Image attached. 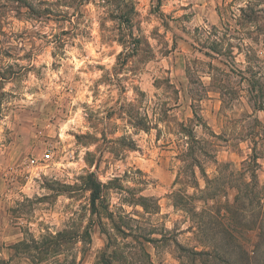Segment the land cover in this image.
Listing matches in <instances>:
<instances>
[{"label":"rangeland","instance_id":"1","mask_svg":"<svg viewBox=\"0 0 264 264\" xmlns=\"http://www.w3.org/2000/svg\"><path fill=\"white\" fill-rule=\"evenodd\" d=\"M190 137L211 143L197 153L208 178L235 184L219 164L255 153L264 187V0H0V264H191L173 241L140 235L193 245L180 208L203 205L172 196L195 192L182 170ZM88 174L105 184L101 221ZM63 230L40 262L14 247Z\"/></svg>","mask_w":264,"mask_h":264},{"label":"trees","instance_id":"2","mask_svg":"<svg viewBox=\"0 0 264 264\" xmlns=\"http://www.w3.org/2000/svg\"><path fill=\"white\" fill-rule=\"evenodd\" d=\"M159 1L157 0L158 3ZM215 52L218 53V51ZM191 72L189 68L186 69L189 81ZM192 111L194 115H197L193 107ZM211 148V143L206 140H196L192 137L190 142L186 141L185 148L181 150V154L186 157L183 159L184 166L182 170L191 174L189 183H193L195 192L192 195H188L186 189L183 188L184 190L179 189L174 191L173 195L171 194L173 198L174 196H179L180 198V202L178 200L173 202V206L176 208H180L178 206L186 207L189 203L187 202L189 198L196 202H201L203 205L199 211L196 210L194 205L191 206V210L189 208H180L191 214L189 218L190 224L185 231H190L195 235L193 245L189 248L180 244L171 236V233H166L167 230L165 233L151 231L140 235L142 240L148 243L162 242L164 240L173 241L182 251H187L188 257L191 258V264H235L233 262L230 263L229 258L232 257L236 259L234 261L239 260L242 263L251 264L254 260L251 252H256L264 246V187H261L257 181L258 155L252 153L248 159L242 161L239 169L232 161L219 164V170L230 166L233 172L230 173L237 176V182L230 184L232 182L229 179L224 180L222 177L208 178L205 174L197 153L209 157ZM194 168H198L204 177L205 186L202 188H200L196 180ZM181 181L182 179L178 175L175 183ZM225 184L229 185L228 188L235 190L232 198H229V193L225 190ZM87 186L90 190L91 212L98 221H101L103 217H106V212L99 210L98 206L102 205L105 208V196L103 193L105 184L92 174H88ZM146 200L145 196L140 197V204L144 209L146 208ZM209 201H213V203L209 204ZM192 216L194 217L192 218ZM130 219L133 220V218ZM113 225L120 233L135 234L133 227H129V232H124L115 222H113ZM252 231H256V239L250 241L249 233ZM65 234L66 231L64 230L56 232L54 235L49 233L41 234L39 240L34 237L31 238L32 242L24 239L14 244V247H22L24 251L30 248L38 250L40 257L37 258V261L40 262L41 259H48L49 255L59 251L58 242L64 238ZM153 234H158L159 237H155ZM251 245L252 249L250 250ZM103 262L109 264L106 258H103Z\"/></svg>","mask_w":264,"mask_h":264},{"label":"built area","instance_id":"3","mask_svg":"<svg viewBox=\"0 0 264 264\" xmlns=\"http://www.w3.org/2000/svg\"><path fill=\"white\" fill-rule=\"evenodd\" d=\"M41 161H48L51 159V152L47 150L45 153H43L40 157ZM37 160L35 158L30 159V163L34 164Z\"/></svg>","mask_w":264,"mask_h":264}]
</instances>
